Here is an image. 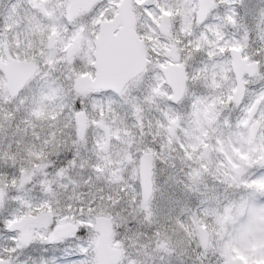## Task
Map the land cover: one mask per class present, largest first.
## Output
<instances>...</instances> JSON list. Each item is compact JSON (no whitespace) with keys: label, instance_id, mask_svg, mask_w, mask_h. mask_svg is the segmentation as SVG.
Listing matches in <instances>:
<instances>
[{"label":"snow or ice","instance_id":"6c2138e0","mask_svg":"<svg viewBox=\"0 0 264 264\" xmlns=\"http://www.w3.org/2000/svg\"><path fill=\"white\" fill-rule=\"evenodd\" d=\"M129 2L117 68L121 0L0 13V264H102L101 244L111 264H264V0ZM158 166L176 173L159 205Z\"/></svg>","mask_w":264,"mask_h":264},{"label":"water","instance_id":"95a60500","mask_svg":"<svg viewBox=\"0 0 264 264\" xmlns=\"http://www.w3.org/2000/svg\"><path fill=\"white\" fill-rule=\"evenodd\" d=\"M77 3H87L88 0H75ZM121 12L117 15L116 21L106 26L105 36L103 38L102 55L107 65L114 68L126 67L135 62V49L128 35L133 32L134 18L131 13V4L129 0H123L119 6ZM122 25L121 28H118ZM113 28L118 29V34L114 36ZM22 65L12 64L9 66V72L18 77L22 72ZM98 226L103 230L106 227L104 218L98 219ZM114 250L107 244H101L99 256L102 264H111Z\"/></svg>","mask_w":264,"mask_h":264},{"label":"rangeland","instance_id":"374dc122","mask_svg":"<svg viewBox=\"0 0 264 264\" xmlns=\"http://www.w3.org/2000/svg\"><path fill=\"white\" fill-rule=\"evenodd\" d=\"M5 1L6 0H0V13L3 14H7L5 7ZM9 11V10H8ZM223 11V10H221ZM133 13L135 15V18L137 19V14L135 13V11L133 10ZM149 31H151V29H149ZM239 38V36H237V39ZM257 45L252 44V47L255 48ZM176 175L175 171L171 168H168L166 166H158L156 169V182H157V187L159 189V191L157 192V204L159 205V201H160V195L161 192H165V193H170L173 191V185H174V181L172 179V177H174ZM85 191H87V189H85ZM177 194L179 195V191L177 190ZM177 212H179V208L176 209ZM175 214V213H173ZM158 218H159V222L161 225H163L164 227H168V221H167V210H163L161 212L158 213ZM135 232H151V229L143 227L138 225L137 229L133 230V232H125L122 233L123 235L127 236V237H131V244L132 247L129 248V252L135 256L136 255V251H137V237L135 235ZM140 242H143V237H140ZM155 255V259L153 260H148L147 264H179L180 260L185 261V264H192V260L189 259L187 256H182L179 258V260L173 256L171 258L165 257L163 260H161L159 258V255ZM141 259H144L143 257H141Z\"/></svg>","mask_w":264,"mask_h":264},{"label":"flooded vegetation","instance_id":"af4514ba","mask_svg":"<svg viewBox=\"0 0 264 264\" xmlns=\"http://www.w3.org/2000/svg\"><path fill=\"white\" fill-rule=\"evenodd\" d=\"M13 2H14V0H6L4 8H9Z\"/></svg>","mask_w":264,"mask_h":264},{"label":"trees","instance_id":"16d2710c","mask_svg":"<svg viewBox=\"0 0 264 264\" xmlns=\"http://www.w3.org/2000/svg\"><path fill=\"white\" fill-rule=\"evenodd\" d=\"M1 242H2V244H1L2 246L5 245V244L7 243V241L4 242V240H2ZM28 264H31V262L28 261Z\"/></svg>","mask_w":264,"mask_h":264}]
</instances>
